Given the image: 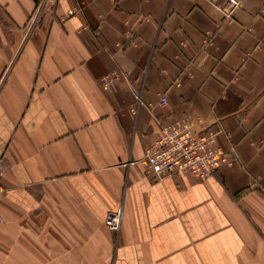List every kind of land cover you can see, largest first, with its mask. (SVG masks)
<instances>
[{"label": "crops", "instance_id": "1", "mask_svg": "<svg viewBox=\"0 0 264 264\" xmlns=\"http://www.w3.org/2000/svg\"><path fill=\"white\" fill-rule=\"evenodd\" d=\"M225 1L0 0V264H264V0ZM183 116L229 162L154 179Z\"/></svg>", "mask_w": 264, "mask_h": 264}, {"label": "built area", "instance_id": "2", "mask_svg": "<svg viewBox=\"0 0 264 264\" xmlns=\"http://www.w3.org/2000/svg\"><path fill=\"white\" fill-rule=\"evenodd\" d=\"M241 0H226L220 7L225 20L232 22V12L240 7ZM76 8L67 11L72 15ZM116 78V72L111 71L100 79L103 87H109ZM175 86L179 82L175 81ZM135 97L136 110L138 106H148L138 94ZM166 103L164 95L159 96L158 104ZM158 126V132L151 142L144 148L140 163L146 174L152 178L161 180L177 175H185L195 180H205L227 164V153L220 148L216 140V132L208 129H194L189 117H179L169 121H161L153 117ZM6 171V165L0 155V196L4 193L2 178ZM121 208L107 213L105 225L114 233H117L121 223ZM2 216L0 213V224Z\"/></svg>", "mask_w": 264, "mask_h": 264}]
</instances>
